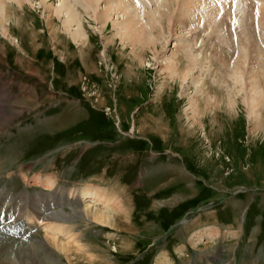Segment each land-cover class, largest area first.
Here are the masks:
<instances>
[{"label": "rangeland", "instance_id": "rangeland-1", "mask_svg": "<svg viewBox=\"0 0 264 264\" xmlns=\"http://www.w3.org/2000/svg\"><path fill=\"white\" fill-rule=\"evenodd\" d=\"M91 1L87 12L75 6L89 39L83 51L71 36L78 26L66 30L55 13L62 0L7 5L0 238L27 240L54 264H264V102L254 107L250 88L229 101L238 52L231 56L205 31L203 13L188 15V0H139L148 25L134 26L156 40L142 48L127 39L119 0ZM247 1L258 9L259 0ZM203 2L209 14L224 13ZM172 62L189 75H172ZM259 64L246 63L249 84ZM85 190L117 193L130 219L114 229L60 218L84 208ZM47 219L70 226L81 247L70 243L67 254L50 247L41 227Z\"/></svg>", "mask_w": 264, "mask_h": 264}, {"label": "bare ground", "instance_id": "bare-ground-1", "mask_svg": "<svg viewBox=\"0 0 264 264\" xmlns=\"http://www.w3.org/2000/svg\"><path fill=\"white\" fill-rule=\"evenodd\" d=\"M31 1L30 0H0V9L2 12V14L0 13L1 14L0 15V30L3 31L4 33H7V28L5 27L6 25L2 24V21L4 22L5 19L7 18V15H8L7 8L9 7L7 5L9 3L16 4L20 8H24L27 5V2L31 3ZM62 1L63 2L61 4H59V6L57 7L58 9L55 13H57L58 18H60V15L65 16V21L64 20L63 21H64V25L66 27V30L68 29V27L71 28V26H73V25L78 26L76 29L71 30L72 31L71 36L74 39V43L78 47H81L82 48L81 51H83L84 47H86L88 45L89 39L87 38L88 35L84 30V23H83L81 15H80L81 12H79L78 8L75 6L78 5L80 8L83 9L84 12H87V10L90 8V5L91 6L93 5V7L95 5L93 4V2L91 0H85L86 3L82 2L81 0H65V1L62 0ZM188 1H190L188 3H191V5H192L191 7L194 8V10H191V9L188 10L189 11L188 15L193 14L195 11L203 13L202 16H200L198 23L204 21L203 24H205V26H204L205 31H207L209 28H211L213 30L212 31L213 34L215 36H217L221 42H223L222 45L228 44L230 47V51H232V53H230L231 56L235 52H238V58H237V63H236L237 67L232 71V73H230V76H231L234 84L237 85V87H236L237 90L234 91L235 93L230 92L231 90H229V101L233 102L234 97L237 96L238 93L245 92V88L247 90L250 88V90L252 91V94L250 96L252 98V103H254V107L256 105L260 104V101H262V103H263L264 98L262 96H258V94H257V91H258L257 85L260 84V82L258 80V79H260V77L264 81V70H262V69H264V0H259L260 2L257 4V8H258L257 10H255V8L253 7V4L247 0L246 1L238 0L237 2L235 0H212L214 3L213 6L218 5V8H220V9H221V7L223 8V12H224L223 14H221L220 12H217V11L214 13L213 12L211 13L209 11L210 12V14H209L208 10L205 9L206 6L203 4V3H205V2H203V0H188ZM45 2L47 3V0H43V3H44L43 6L46 4ZM119 2H120L119 6L123 12V15L129 16L128 21L126 20L127 23L125 24V29H126V32L128 33L127 39L129 40L130 45H132L134 48L147 47V45H152L155 47L156 40H154V39L150 40L149 36H147L146 39H144L143 37L140 36L141 34H138V33H142L143 29L142 30L137 29L134 26V24L138 25V26L142 25V27L148 25V20H145L146 18H143V16H145L146 13H143L142 11H140L141 8L137 4L139 2V0H119ZM228 3H230L229 14L227 13ZM234 5H235V7H234L235 9L232 8ZM257 11H259V14L257 13ZM156 13H154V15ZM148 17H149L148 19H150V17H151V19L153 18L149 14H148ZM48 21L50 22L51 29L54 30L55 26L53 25V21H54L53 17L49 16ZM227 24L229 27L230 37H228V35L225 33V26ZM64 25H63V27H64ZM54 31H53V34H55ZM256 31L259 34H257ZM149 32H150V30H149ZM51 34H52V31H51ZM143 35H145V34H143ZM215 36H214V38H215ZM235 43H238L237 46H235ZM196 44H197V42H196ZM211 44H215V43L212 42ZM228 45H226V46H228ZM217 48L219 50V47H217ZM217 48H216V50H217ZM220 48H222V46ZM222 50L225 51L224 49H222ZM222 50H221L220 54H222ZM212 55H213V52H212ZM221 57L223 58L222 55H221ZM221 57L219 59L221 61H224L221 59ZM252 58L257 59L258 63H260L259 65H261V69H258L256 71V75H253L254 81H252V83L249 84V82L247 81V79H249V78L246 79V74L249 72L247 69L246 63L248 62L249 59L251 60ZM169 67H170V69L172 68V72H171L172 75H174V76L179 75L178 72L175 70L176 66L174 65L173 62L170 63ZM189 73H190V71H189V69H187L184 72H182V74L179 76L181 78H185L189 75ZM224 78L226 79V77H224ZM250 85H251V87H250ZM244 98L247 99V97H244ZM2 101L3 100L1 99L0 100V108H3L2 104H1ZM2 112L3 111L1 110L0 116L2 115L1 114ZM252 112H253L255 117L259 116L258 112H256V111H252ZM5 114L6 113L4 112V115ZM8 116H9V114H8ZM3 118H5V117H3ZM11 118H12V116H11ZM0 119H2V118H0ZM48 180L49 181H47L48 182L47 184L49 185V187L54 186V181L52 180V178L51 179L49 178ZM101 195H103V194H100L99 191L97 192L96 190L95 191H93V190L92 191H88V190L83 191L82 192V198L84 201H87L86 204L84 205V208H82L81 210L72 209L71 213H67V214L65 212L59 213L60 218L68 219V218L78 217V218H82L84 220H87L88 222L96 223L99 226L109 227V228L113 227L114 229L120 228L119 224L123 219H125V221H128L130 219V216H129L130 208H128V206L126 205L127 203H125V200H123L122 198L120 199L116 196L117 193L115 194L114 197H107L106 196L105 198H103L104 195L103 196H101ZM70 198L74 199V197H70ZM87 199H89V200H87ZM70 204L73 205L74 201L70 202ZM98 204L102 205V206L98 207ZM58 218H59V216H58ZM60 218H59V220H60ZM119 218H121V220H119ZM33 220L36 223V220H38V219H33L31 217L28 219V221H33ZM40 221L38 220L37 222H40ZM11 225H13V224L11 223ZM39 225H41V223ZM41 227H43V229L45 230L46 238H47L49 246L54 248L57 251L65 252L67 254L69 249H70V246H69L70 243L75 244L77 248L81 247L79 242L73 237L72 232L74 230L72 231L71 230L72 228L71 229L69 228L70 226L66 227V226L62 225V223L57 224V223H53V222L49 221V222L44 223ZM209 236H210V233H209ZM200 237H202V236H200ZM16 238H18V237H16ZM201 240H203V239H201ZM45 250H46V248H45ZM0 260L2 261L3 264H54V263H49L46 259L42 258L39 255L38 250L36 251L34 248H31V246L27 244V240H26V242L25 241H16V240H13L11 238L9 240L8 239H6V240L1 239L0 240ZM166 260H167V258H166ZM157 264H165L164 259L163 260L158 259Z\"/></svg>", "mask_w": 264, "mask_h": 264}]
</instances>
